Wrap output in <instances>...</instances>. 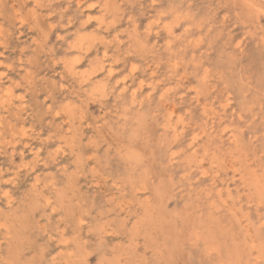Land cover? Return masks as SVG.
<instances>
[{
	"label": "rangeland",
	"instance_id": "rangeland-1",
	"mask_svg": "<svg viewBox=\"0 0 264 264\" xmlns=\"http://www.w3.org/2000/svg\"><path fill=\"white\" fill-rule=\"evenodd\" d=\"M0 100V264H264V0H0Z\"/></svg>",
	"mask_w": 264,
	"mask_h": 264
},
{
	"label": "bare ground",
	"instance_id": "bare-ground-1",
	"mask_svg": "<svg viewBox=\"0 0 264 264\" xmlns=\"http://www.w3.org/2000/svg\"><path fill=\"white\" fill-rule=\"evenodd\" d=\"M90 6H92V4H90ZM102 16H103V15H101V19H102ZM99 19H100V18H99ZM106 26H107V25H106ZM80 38H81V37H80ZM94 40H95V39H94ZM89 41H90V40H89ZM89 41H87V42H89ZM79 42H80V44H82L83 41L80 40ZM90 42H91V41H90ZM2 44H3V43H2ZM80 44H79V45H80ZM86 44H87V43H86ZM86 44H84V45H86ZM88 45H89V44H88ZM91 45H92V44H91ZM91 45H90V47H91ZM80 47H81V46H80ZM74 48H75V47H74ZM87 48H88V47H87ZM83 49H84V48H83ZM83 49H82V50H83ZM88 49H89V48H88ZM136 50H137V49H136ZM72 59H73V58H72ZM74 59H75V58H74ZM76 61H77V60H76ZM80 61H81V60H80ZM74 62H75V60H74ZM78 62H79V59H78ZM155 65H156V64H155ZM22 66H23V65H22ZM133 66H134V65H133ZM137 66H138V65H137ZM110 68H111V67H110ZM110 68H109V69H110ZM130 68H131V67H130ZM94 69H95V68H94ZM109 69H107V70L109 71ZM25 70H26V69H25ZM152 70H153V69H152ZM111 71H112V70H110V72H111ZM72 73H73V72H72ZM86 73H87V72H86ZM92 73H93V72H92ZM88 74H89V73H88ZM88 74H87V75H88ZM2 75H3V74H2ZM84 77H86V76H84ZM81 78H82V77H80L79 79L81 80ZM83 81H84V80H83ZM91 81H92V80H91ZM122 81H123V80H122ZM143 81H144V80H143ZM148 81H149V80H148ZM84 82H85V81H84ZM94 85H95V84H94ZM99 86H100V85H99ZM103 86L105 87V85H103ZM103 86H102V87H103ZM104 87H103V89H104ZM164 88H165V87H164ZM4 89H5V88H4ZM6 89H7V88H6ZM99 89H100V88H99ZM192 89H193V88H192ZM95 90H96V89H95ZM97 90H98V89H97ZM2 91H3V90H2ZM93 91H94V90H93ZM101 91H102V90H101ZM10 94H11V93H10V90H7V91H6V95L9 96ZM99 95H100V94H99ZM10 96H12V95H10ZM161 96H162V95H161ZM2 98H3V96H2ZM227 99H228V98H227ZM8 100H9V99H8ZM0 101H1V100H0ZM173 103H175V102H173ZM226 103H227V102H226ZM204 104H205V103H204ZM207 106H208V105H207ZM5 108H6V107H5ZM120 108H121V107H120ZM172 110H173V109H172ZM188 111H189V110H188ZM10 115H11V114H10ZM181 115H182V114H181ZM141 116H142V115H141ZM95 117H96V116H95ZM118 117H119V116H118ZM88 119H89V118H88ZM134 119H135V118H134ZM178 119H179V118H178ZM212 120H213V119H212ZM13 121H14V120H13ZM124 123H125V122H124ZM237 124H238V123H237ZM118 126H119V125H118ZM228 126H229V125H228ZM175 127H176V126H175ZM199 127H200V126H199ZM236 127H237V126H236ZM241 129H242V128H241ZM130 130H131V129H130ZM175 130H176V129H175ZM229 131H230V130H229ZM122 132H123V131H122ZM232 132H233V131H232ZM240 132H241V131H240ZM240 132H239V133H240ZM195 133H196V132H195ZM119 134H120V133H119ZM232 134H233V133H232ZM219 136H220V135H219ZM116 137H117V136H116ZM170 137H171V136H170ZM195 137H196V136H195ZM209 137H210V136H209ZM173 139H174V138H173ZM229 140H230V139H229ZM209 141H210V140H209ZM128 145H129V144H128ZM205 145H206V144H205ZM203 146H204V145H203ZM204 148H205V147H204ZM232 149H233V148H232ZM179 150H180V149H179ZM205 150H206V149H205ZM205 150H204V151H205ZM177 151H178V150H177ZM204 151H203V152H204ZM175 152H176V151H175ZM192 152H193V151H192ZM192 152H191V153H192ZM189 153H190V152H189ZM212 153H213V152H212ZM131 156H132V155H131ZM134 156H135V154H134ZM186 156H187V155H186ZM186 156H185V157H186ZM123 158H124V157H123ZM190 158H191V156H190ZM169 160H170V159H169ZM172 160H173V159H172ZM178 160H179V159H178ZM137 161H138V160H137ZM192 161H193V160H192ZM170 162H171V161H170ZM194 162H195V161H194ZM194 164H195V163H194ZM165 165H166V164H165ZM24 167H25V166H24ZM136 167H137V166H136ZM190 167H191V166H190ZM184 169H185V168H184ZM236 170H237V169H236ZM183 171H184V170H183ZM259 173L261 174V172H259ZM143 174H144V173H143ZM165 174H166V173H165ZM182 175H183V174H182ZM182 175H181V176H182ZM140 176H141V175H140ZM138 177H139V176H138ZM169 177H170V176H169ZM179 177H180V176H179ZM263 177H264V176H263ZM142 178H143V177H142ZM186 178H187V177H186ZM247 178H248V177H247ZM176 179H177V178H176ZM194 179H195V177H194ZM52 180H53V179H52ZM190 180H191V179H190ZM138 181H139V180H138ZM241 181H242V180H241ZM141 182H143V181H141ZM177 182H178V181H177ZM141 184H142V183H141ZM170 184H172V183H170ZM175 184H176V183H175ZM226 185H227V184H226ZM169 186H170V188H171V185H169ZM203 186H204V185H203ZM178 188H179V187H178ZM219 188H220V187H219ZM201 189H202V188H201ZM227 189H228V188H227ZM122 190H123V189H122ZM211 190H212V189H211ZM186 191H187V190H186ZM203 191H204V190H203ZM165 192H166V191H165ZM4 193H7V192L4 191ZM8 193H9V192H8ZM8 193H7V194H8ZM157 193H158V192H157ZM166 193H167V192H166ZM182 193H183V192H182ZM205 193H206V192H205ZM159 194H160V193H159ZM159 194H158V195H159ZM209 194H210V193H209ZM154 196H155V194H154ZM174 196H175V195H174ZM199 196H200V195H199ZM204 196H205V195H204ZM48 198H49V197H48ZM9 199H10V198H9ZM9 199H8V200H9ZM160 199H161V198H160ZM202 199H203V198H202ZM203 200H204V199H203ZM224 200H225V199H224ZM151 202H152V201H151ZM157 202H158V201H157ZM210 203H211V201H210ZM10 204H11V203H10ZM144 204H145V203H144ZM157 204H158V203H157ZM250 204H251V203H250ZM142 206H143V205H142ZM216 206H217V205H216ZM210 207H211V206H210ZM240 207H241V206H240ZM147 211H148V210H147ZM186 212H187V211H186ZM208 213H209V212H208ZM136 215H137V214H136ZM156 217H157V216H156ZM152 218H153V217H152ZM164 218H165V217H164ZM106 219H107V218H106ZM230 221H231V220H230ZM0 222H1V221H0ZM153 222H154V221H153ZM227 222H228V221H227ZM8 223H9V222H8ZM5 224H7V223H5ZM5 224H4V226H5ZM24 225H25V224H24ZM0 226H1V225H0ZM6 226H7V225H6ZM10 226H12V224H11ZM2 227H3V226H2ZM8 227H9V226H7V229H8ZM16 227H17V226H16ZM253 227H254V226H253ZM0 228H1V227H0ZM4 228H5V227H4ZM117 228H118V227H117ZM19 229H20V227H19ZM145 229H146V228H145ZM15 232H16V231H15ZM110 233H111V232H110ZM167 233H168V232H167ZM176 233H177V232H176ZM183 234H184V233H183ZM181 236H182V235H181ZM71 238H72V237H71ZM144 238H145V237H144ZM171 238H172V237H171ZM146 239H147V238H146ZM210 240H211V239H210ZM203 246H204V245H203ZM211 246H212V245H211ZM136 247H137V245H136ZM212 248H213V247H212ZM214 248H215V247H214ZM128 250H129V249H128ZM59 251H60V250H59ZM129 251H130V250H129ZM182 251H183V250H182ZM67 252H68V251H67ZM72 252H73V251H72ZM212 252H213V251H212ZM215 252H217V250H216ZM224 254H225V253H224ZM221 255H222V254H221ZM216 256H217V255H216ZM69 257H70V256H69ZM216 258H217V257H216ZM2 259H3V258H2ZM211 261H212V260H211ZM218 261H219V260H218ZM215 262H216V261H215ZM223 262H224V261H223ZM235 262H236V261H235ZM225 263H226V262H225ZM225 263H224V264H225Z\"/></svg>",
	"mask_w": 264,
	"mask_h": 264
}]
</instances>
